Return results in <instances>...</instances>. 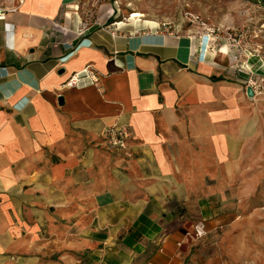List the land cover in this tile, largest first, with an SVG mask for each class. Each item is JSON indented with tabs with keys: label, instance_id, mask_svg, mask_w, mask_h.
<instances>
[{
	"label": "crops",
	"instance_id": "crops-1",
	"mask_svg": "<svg viewBox=\"0 0 264 264\" xmlns=\"http://www.w3.org/2000/svg\"><path fill=\"white\" fill-rule=\"evenodd\" d=\"M88 2L0 6V264H264L236 241L264 232L236 222L237 169L264 167L262 102L196 28L105 24ZM86 65L96 85H64ZM114 123L124 149L105 143Z\"/></svg>",
	"mask_w": 264,
	"mask_h": 264
},
{
	"label": "rangeland",
	"instance_id": "rangeland-1",
	"mask_svg": "<svg viewBox=\"0 0 264 264\" xmlns=\"http://www.w3.org/2000/svg\"><path fill=\"white\" fill-rule=\"evenodd\" d=\"M6 3L8 0H0V6ZM101 5L113 9L105 24L137 14L136 18L142 15L140 21L134 20L140 26L146 24V19L160 26L164 23L179 33L196 28L206 35L210 50L220 53L226 64L237 67V76L244 80L246 89L250 87L253 97L257 96L264 106V0H89L88 7L94 17L97 15L95 10ZM239 172H243L244 181L252 182V194L238 203L237 210L241 216H237L236 222L260 226L264 223L261 221L264 220V167L237 169L238 175ZM216 205L219 204L216 202ZM246 212L251 214L246 217ZM236 233L239 234L236 235L239 258H248L249 261L264 258V250L261 249L264 232ZM232 234L227 231L218 233L216 246L225 257ZM249 234H253L252 239ZM251 242L258 244L255 251L250 247ZM244 244L249 248L246 249Z\"/></svg>",
	"mask_w": 264,
	"mask_h": 264
},
{
	"label": "built area",
	"instance_id": "built-area-1",
	"mask_svg": "<svg viewBox=\"0 0 264 264\" xmlns=\"http://www.w3.org/2000/svg\"><path fill=\"white\" fill-rule=\"evenodd\" d=\"M2 15L0 14V18ZM162 26L166 24L162 23ZM169 27V26H167ZM82 81H88L91 84H97L98 76L91 65H86L81 71L71 74L64 82L67 87L78 86ZM131 136V131L125 124L114 123L105 129V143L109 148L124 149L127 140ZM206 225L203 220H199L192 225L191 231L186 235L195 240H199L206 236Z\"/></svg>",
	"mask_w": 264,
	"mask_h": 264
},
{
	"label": "bare ground",
	"instance_id": "bare-ground-1",
	"mask_svg": "<svg viewBox=\"0 0 264 264\" xmlns=\"http://www.w3.org/2000/svg\"><path fill=\"white\" fill-rule=\"evenodd\" d=\"M138 15L137 14H133L132 16H131V18H136ZM142 17V15H139V17L138 18H136V19H139V18H141ZM144 21H146V22H152V21H150V20H146V19H144ZM120 22H116V24H119ZM217 53V52H216Z\"/></svg>",
	"mask_w": 264,
	"mask_h": 264
},
{
	"label": "water",
	"instance_id": "water-1",
	"mask_svg": "<svg viewBox=\"0 0 264 264\" xmlns=\"http://www.w3.org/2000/svg\"><path fill=\"white\" fill-rule=\"evenodd\" d=\"M246 93H247V95H248L249 97H253V91H252V89H251L250 87H248V88L246 89Z\"/></svg>",
	"mask_w": 264,
	"mask_h": 264
}]
</instances>
